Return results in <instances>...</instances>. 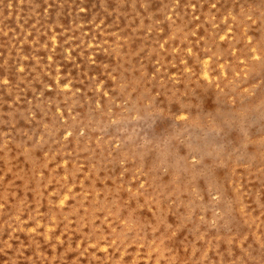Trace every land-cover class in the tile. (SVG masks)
Returning <instances> with one entry per match:
<instances>
[{
    "label": "rangeland",
    "instance_id": "1",
    "mask_svg": "<svg viewBox=\"0 0 264 264\" xmlns=\"http://www.w3.org/2000/svg\"><path fill=\"white\" fill-rule=\"evenodd\" d=\"M0 264H264V0H0Z\"/></svg>",
    "mask_w": 264,
    "mask_h": 264
},
{
    "label": "bare ground",
    "instance_id": "2",
    "mask_svg": "<svg viewBox=\"0 0 264 264\" xmlns=\"http://www.w3.org/2000/svg\"><path fill=\"white\" fill-rule=\"evenodd\" d=\"M203 64H206L205 62L203 63ZM203 69V68H202ZM205 73V72H204ZM204 73H202V74H204ZM207 78V77H206Z\"/></svg>",
    "mask_w": 264,
    "mask_h": 264
}]
</instances>
